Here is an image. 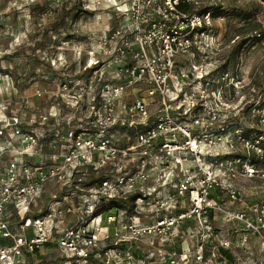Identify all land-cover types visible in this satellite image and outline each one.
<instances>
[{
    "label": "built area",
    "instance_id": "1",
    "mask_svg": "<svg viewBox=\"0 0 264 264\" xmlns=\"http://www.w3.org/2000/svg\"><path fill=\"white\" fill-rule=\"evenodd\" d=\"M204 1L220 2L128 0L130 24L101 39L107 58L89 50L82 74L60 77L57 104L33 122L0 117V264H264V200L237 182L264 180V129L244 156L219 157L233 145L210 129L229 73L212 62L224 41L213 10H196ZM124 127L135 141L119 145Z\"/></svg>",
    "mask_w": 264,
    "mask_h": 264
},
{
    "label": "rangeland",
    "instance_id": "2",
    "mask_svg": "<svg viewBox=\"0 0 264 264\" xmlns=\"http://www.w3.org/2000/svg\"><path fill=\"white\" fill-rule=\"evenodd\" d=\"M127 1L0 0V102L6 100L3 111L0 106V117L22 113L26 121L33 122L57 104L55 97H58L60 77L70 80L82 74L89 50L94 55L99 52L97 57L107 58L101 39L113 29L130 24L129 12H125ZM209 8L215 10L217 28L224 41L223 47L212 54V62L229 73L225 86L229 97L221 105V119L210 129H226L223 139L232 140L233 145L219 144L221 152L218 155L222 159H232L244 153L254 133L264 129L259 122L264 112V0H220ZM243 38L249 41L238 56H231L233 46ZM108 72L113 75V70ZM214 77L210 80L212 89L219 86ZM38 89L43 91L39 97L36 95ZM132 93L131 90L126 94L124 101L132 100ZM141 94L147 96L145 90ZM22 96L29 97L30 111L25 112ZM10 99L13 101L9 105L7 100ZM149 101V113L156 115L160 102L157 97ZM127 129L131 128L114 131L119 145L135 141L133 132ZM255 159L264 166V159L259 155ZM237 182L248 201L264 200V180L240 178ZM57 188L52 186L51 190ZM215 224L222 225L223 221L216 218ZM186 243L182 239L179 246L187 249ZM48 251L51 257L57 256L52 247H48ZM226 252L225 255L232 258L236 252L241 254V248L235 246L234 250Z\"/></svg>",
    "mask_w": 264,
    "mask_h": 264
},
{
    "label": "trees",
    "instance_id": "3",
    "mask_svg": "<svg viewBox=\"0 0 264 264\" xmlns=\"http://www.w3.org/2000/svg\"><path fill=\"white\" fill-rule=\"evenodd\" d=\"M179 7L182 10H184V11H192V10H194V4L190 3V2L181 1L179 3ZM209 7H210V5L207 2L204 1L196 10L200 12V11H203V10H206V9H212V8H209ZM212 10H214V9H212ZM214 12H215V10L213 11V13ZM214 15H215V13H214ZM248 41H249L248 38H243L240 41H238L232 48L231 56H232V54H233V56L234 55L238 56L239 51H241V49L243 48V45H245ZM258 132H263V131L260 130ZM239 156H241V157L244 156V153L242 155H239ZM136 195H137V193H133L132 194V198H135ZM118 204L122 205V206H125V205L127 206L128 205L125 201L120 202Z\"/></svg>",
    "mask_w": 264,
    "mask_h": 264
}]
</instances>
